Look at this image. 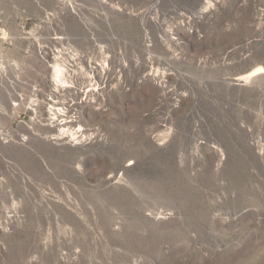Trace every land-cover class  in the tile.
Listing matches in <instances>:
<instances>
[{"label":"rangeland","instance_id":"374dc122","mask_svg":"<svg viewBox=\"0 0 264 264\" xmlns=\"http://www.w3.org/2000/svg\"><path fill=\"white\" fill-rule=\"evenodd\" d=\"M0 264H264V0H0Z\"/></svg>","mask_w":264,"mask_h":264}]
</instances>
